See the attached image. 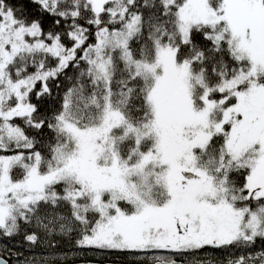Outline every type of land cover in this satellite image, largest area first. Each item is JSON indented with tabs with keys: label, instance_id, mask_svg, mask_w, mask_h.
<instances>
[{
	"label": "snow or ice",
	"instance_id": "snow-or-ice-1",
	"mask_svg": "<svg viewBox=\"0 0 264 264\" xmlns=\"http://www.w3.org/2000/svg\"><path fill=\"white\" fill-rule=\"evenodd\" d=\"M110 252L264 264V0H0V264Z\"/></svg>",
	"mask_w": 264,
	"mask_h": 264
},
{
	"label": "trees",
	"instance_id": "trees-1",
	"mask_svg": "<svg viewBox=\"0 0 264 264\" xmlns=\"http://www.w3.org/2000/svg\"><path fill=\"white\" fill-rule=\"evenodd\" d=\"M87 252V250H85ZM86 259H92L97 260L98 256L96 254L93 255H86ZM105 260H110L111 262H121V263H131V264H138L137 260L127 258L126 253H120V252H110L107 255H105L102 259L99 260V262H104Z\"/></svg>",
	"mask_w": 264,
	"mask_h": 264
},
{
	"label": "water",
	"instance_id": "water-1",
	"mask_svg": "<svg viewBox=\"0 0 264 264\" xmlns=\"http://www.w3.org/2000/svg\"><path fill=\"white\" fill-rule=\"evenodd\" d=\"M99 264H104V262H99ZM111 264H126V263H121V262H111ZM127 264H131V263H127Z\"/></svg>",
	"mask_w": 264,
	"mask_h": 264
}]
</instances>
